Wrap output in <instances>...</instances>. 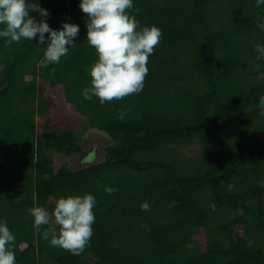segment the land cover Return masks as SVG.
<instances>
[{"label":"trees","instance_id":"trees-1","mask_svg":"<svg viewBox=\"0 0 264 264\" xmlns=\"http://www.w3.org/2000/svg\"><path fill=\"white\" fill-rule=\"evenodd\" d=\"M37 3L51 28L68 22L80 32L47 68L35 39H0V218L16 236L17 264H264V61L255 51L264 44V6L134 0L140 11L131 14L141 27L161 29L162 39L143 90L100 104L81 95L97 56L79 0ZM46 87H60L83 118L79 135L52 123ZM86 132L105 139L96 159L93 151L84 168H55L51 153L74 161ZM84 193L97 201L89 245L80 255L49 246V225L34 228L28 209Z\"/></svg>","mask_w":264,"mask_h":264},{"label":"clouds","instance_id":"clouds-1","mask_svg":"<svg viewBox=\"0 0 264 264\" xmlns=\"http://www.w3.org/2000/svg\"><path fill=\"white\" fill-rule=\"evenodd\" d=\"M256 7L264 6V0H255ZM79 8L87 14L86 40L95 49L97 59L87 69L90 85L81 93L84 100L98 98L100 104L120 100L132 94H139L148 74V60L154 48L162 39V31L155 25L140 26L132 11L134 0H79ZM38 13L40 19L30 15ZM47 9L28 0H0V39L9 46L22 41H37L43 51L40 66L59 64L68 55L79 35V25L62 22L59 29L47 23ZM257 27L264 31V18ZM47 34V35H46ZM256 59L264 61V44H256ZM259 67V65H257ZM258 107L264 113V96L259 98ZM127 111L121 109L118 118L123 120ZM95 159V156H94ZM84 161V160H83ZM104 191L112 194L116 188L105 186ZM97 201L91 193L61 196L50 213L43 206H33L28 213L33 218V227H49L42 232V238L51 247H58L80 255L89 245L93 236V224ZM142 211H149L145 201ZM58 226V230H57ZM147 228L146 225H141ZM15 234L7 221L0 218V264H17L14 245Z\"/></svg>","mask_w":264,"mask_h":264},{"label":"rangeland","instance_id":"rangeland-1","mask_svg":"<svg viewBox=\"0 0 264 264\" xmlns=\"http://www.w3.org/2000/svg\"><path fill=\"white\" fill-rule=\"evenodd\" d=\"M45 94L51 97L55 103L54 110H52L49 113V117L52 118V123L56 126H59L60 128L69 127L72 130H74L77 135H79L83 118L74 111L72 106H70L65 102L62 89L60 87L57 88L46 87ZM43 122H44V118L39 119L37 121L38 129L43 124ZM89 136L90 135H88L87 132L81 134L80 151L78 155L74 158V161H73V157L67 158L55 152L51 153L54 162V167L59 168L60 166L65 165L69 167L71 170H78L92 163L91 156L87 158L88 160L85 157L90 155L94 151L95 159H96L97 152H99L101 144L105 143L104 142L105 139H99L97 137H94L93 135H91V137ZM94 145L96 146L94 147ZM4 152H5L4 149H0V157ZM54 207H55V203H52L47 210L51 213ZM194 240H198V238L195 237ZM204 248L205 247L201 245V250H203Z\"/></svg>","mask_w":264,"mask_h":264}]
</instances>
